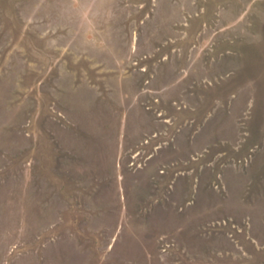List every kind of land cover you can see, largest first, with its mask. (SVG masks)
<instances>
[{"label":"rangeland","instance_id":"1","mask_svg":"<svg viewBox=\"0 0 264 264\" xmlns=\"http://www.w3.org/2000/svg\"><path fill=\"white\" fill-rule=\"evenodd\" d=\"M153 1L0 0V264H264V0H173L177 15L157 23L172 70L135 92L146 136L162 142V158L141 152L126 163L134 177L158 162L141 180V203L128 191L106 229L102 215L87 216L96 210H81L84 187L68 181L70 162L92 158L71 142L89 112L78 104L106 99L113 25L140 13L135 2L154 20ZM129 22L114 32L137 39L142 27ZM111 200L124 201L114 187ZM72 213L85 229L78 240L63 233Z\"/></svg>","mask_w":264,"mask_h":264},{"label":"crops","instance_id":"2","mask_svg":"<svg viewBox=\"0 0 264 264\" xmlns=\"http://www.w3.org/2000/svg\"><path fill=\"white\" fill-rule=\"evenodd\" d=\"M172 1L173 0H165L164 4H161V0L153 1L156 3L158 2L156 5L157 12L154 13L155 17H153L154 20L144 16V9L146 8L144 2L132 3L138 5L137 9H141L140 13L135 11L136 13H132L133 15L130 14L129 16V13L127 12L125 18L129 17L130 19H127L128 22L130 21L132 24H137L139 27H142V34H140L137 39L133 35L134 39L132 40L129 39L128 34H125V37L123 35L118 37V34L120 33L117 31H122L125 33V31L129 32V29L131 28L128 27L129 24L127 20L125 21V23H127L125 24L126 27L122 26L120 28L122 21H118L116 22V25H113V33L116 35V42H108L105 40L108 43L107 48L110 49L109 45H112V47L110 52L108 51L104 56L106 58L108 57V64L101 65V72L98 70L101 77H105L106 73H110V76L108 77L106 75V78L104 79L106 91H104L103 94L105 95L106 99L99 100L97 97H95V95H93V93H91L89 100L84 102L81 101L78 104L86 105L87 108H89V112L79 116L84 120L83 122H80L76 119L78 123L75 125L78 127L74 133V140L71 143H78V141H80L82 148L85 149L84 154H92V158H89V161H86L83 157L81 162L76 161V159L70 162V164L66 166V171L69 173V171L72 172L73 170V174L70 178H68V181L70 184L72 183L74 188L84 187V189L80 188V201L82 202L80 207L81 210H96L89 212L92 215L87 216H91L96 219L97 217H100L99 215H102L104 218H106L104 223V225L107 226L106 229L109 227L107 218H110V216L113 219L114 217H117L118 214L115 212V208H118V206L123 208L124 202L128 201L130 197L129 194L127 195L128 191L132 194L131 197L133 199V204L136 205V203H141V180L145 178L146 180H151L152 176H154V173H157V168H155V166H157L158 162H155V164L146 163L144 168L145 171H143V169L140 172L135 171V173H138V175L133 177V169L130 168L128 164H126L129 158H131L134 154L141 152H146L145 155L150 154L148 159L154 157L155 155L159 158H162V156H158L162 148V142L159 141L160 138L158 137L159 134H157V132H153V134H150L151 136H146L145 134L144 126L141 120L146 119L147 107L142 105L143 103L141 97L135 94V92H137V90L142 92L144 86L146 84H150L151 81H154L153 85L154 83L159 84V81H163L164 78L168 77L167 74H170L172 70V67L169 66L168 62H163L166 56V54L163 52V49L164 45L167 44L162 45L163 49H160V47L158 48V46L155 44L157 42L163 43V41H168L169 39L165 35L158 37L155 32L159 27L157 23L160 21H166V18L169 20L171 17L173 18L177 15V8L174 11V5L171 4ZM146 21L150 24L149 28H151V31L154 30V35L151 34L148 29H146ZM101 28H103V26H101ZM110 29V27L107 29L103 28L102 32L100 33L101 37H105L103 36L104 30L109 31ZM115 30L117 31L114 32ZM126 38H128L127 41L125 40ZM110 39L113 40L114 38ZM116 43H118V45H116ZM151 44L155 45L153 49L150 48L153 47ZM138 57L142 58H140L141 62L139 63H137L135 60ZM146 65L149 67V73L147 74V77L145 76ZM167 66L171 69L167 68ZM139 71H142V73L138 74ZM77 73H80V67H77L75 74ZM107 81L109 82L107 83ZM95 85L98 89H100L98 84ZM90 86L95 87L91 83ZM114 102L116 103L117 107H114ZM131 110L133 111L135 117H131L129 114L131 113ZM76 121L74 118V122ZM85 123L92 124L91 139H88V136L83 134V132H85V130L83 131ZM151 137L153 139H151ZM160 137L162 138V136ZM77 143H75L74 146ZM76 147L77 145L74 148ZM124 148L125 151H121ZM120 151L125 159L121 157L122 155L119 153ZM73 152V155L77 156L76 153L79 151L74 149ZM171 159V156H169L168 160ZM144 161H146V159ZM140 166L143 167L142 165ZM132 177L133 179H131ZM173 178H175L174 175ZM98 186L102 188L103 196L100 195L101 193L98 194L96 189ZM87 187H91L90 191ZM113 187L117 196L124 200L119 205L114 204L113 200H111ZM95 204H97V208L94 206ZM95 212L99 213V215ZM66 216L67 215L65 214V217ZM78 219L82 221L81 216H78L77 213H72V215L69 216L64 224V235L67 237L69 235H73L74 240L77 239L75 236L77 235L76 229L81 232L85 230L81 225H79ZM94 223L99 225L97 221ZM76 224H78V226H76ZM112 227L110 228L113 229ZM70 240H67V242L69 243ZM84 242H86V240ZM75 244L76 242H74V245ZM62 246L63 245L60 244L57 248L59 250H63ZM86 248L87 247L85 244H81L80 248L79 245L76 244L73 249L87 251ZM69 249L71 248H68V250ZM70 259H73V261L75 260L71 256H68L66 264L77 263L76 261L75 263L71 262Z\"/></svg>","mask_w":264,"mask_h":264}]
</instances>
